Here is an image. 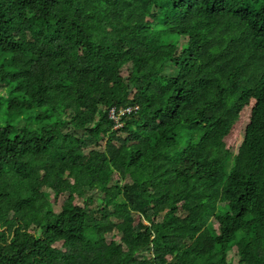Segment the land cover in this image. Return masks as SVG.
<instances>
[{
    "label": "trees",
    "instance_id": "16d2710c",
    "mask_svg": "<svg viewBox=\"0 0 264 264\" xmlns=\"http://www.w3.org/2000/svg\"><path fill=\"white\" fill-rule=\"evenodd\" d=\"M0 86V264H264V0H0Z\"/></svg>",
    "mask_w": 264,
    "mask_h": 264
},
{
    "label": "rangeland",
    "instance_id": "374dc122",
    "mask_svg": "<svg viewBox=\"0 0 264 264\" xmlns=\"http://www.w3.org/2000/svg\"><path fill=\"white\" fill-rule=\"evenodd\" d=\"M184 43V42H183ZM182 43V44H183ZM5 89L3 87L0 86V96L1 95H5ZM3 99V98H2ZM4 101V99H3ZM1 111L2 113L4 114V108H1ZM42 112H45L44 109H42L41 107L39 106H36L34 108L33 111L31 112H26L23 116V119H18L17 118H14L13 120H17L16 122L17 123V128H21V127H29L30 129H33V128H41V127H44V124L39 122L38 119H37V116L39 113H42ZM5 120H7V117H5ZM5 126V123L4 121L0 118V127H3ZM53 195V194H51ZM54 196H52L53 198Z\"/></svg>",
    "mask_w": 264,
    "mask_h": 264
},
{
    "label": "built area",
    "instance_id": "2783aa9c",
    "mask_svg": "<svg viewBox=\"0 0 264 264\" xmlns=\"http://www.w3.org/2000/svg\"><path fill=\"white\" fill-rule=\"evenodd\" d=\"M138 107H114L110 111V117L115 122V129H121L125 125V117L137 111Z\"/></svg>",
    "mask_w": 264,
    "mask_h": 264
}]
</instances>
